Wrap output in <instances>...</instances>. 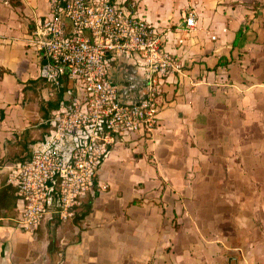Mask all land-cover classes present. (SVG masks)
<instances>
[{
  "label": "crops",
  "instance_id": "0c3cea01",
  "mask_svg": "<svg viewBox=\"0 0 264 264\" xmlns=\"http://www.w3.org/2000/svg\"><path fill=\"white\" fill-rule=\"evenodd\" d=\"M112 1L150 23L177 65L158 127L112 150L71 221L30 235L0 214V264H264V0ZM47 12V0H0V185L63 98L26 44ZM109 76L121 101L140 99L125 57Z\"/></svg>",
  "mask_w": 264,
  "mask_h": 264
},
{
  "label": "built area",
  "instance_id": "2783aa9c",
  "mask_svg": "<svg viewBox=\"0 0 264 264\" xmlns=\"http://www.w3.org/2000/svg\"><path fill=\"white\" fill-rule=\"evenodd\" d=\"M124 2L47 0V14L26 39L47 61L45 82L63 98L43 121L31 156L5 168L15 198L7 220L23 233L74 219L84 198L96 195L98 170L112 150L158 127L161 87L177 65L150 23ZM195 23L188 10L180 28L190 32ZM120 57L144 83L135 102L121 101L109 76L110 63Z\"/></svg>",
  "mask_w": 264,
  "mask_h": 264
},
{
  "label": "trees",
  "instance_id": "16d2710c",
  "mask_svg": "<svg viewBox=\"0 0 264 264\" xmlns=\"http://www.w3.org/2000/svg\"><path fill=\"white\" fill-rule=\"evenodd\" d=\"M48 117L49 116H47V118ZM45 129H46V126H45ZM14 202H15V198L13 196L12 188L8 185H5V183L2 182L0 185V212H1L0 214L2 218H5V219L13 218Z\"/></svg>",
  "mask_w": 264,
  "mask_h": 264
}]
</instances>
